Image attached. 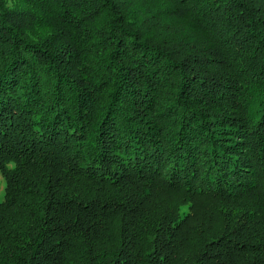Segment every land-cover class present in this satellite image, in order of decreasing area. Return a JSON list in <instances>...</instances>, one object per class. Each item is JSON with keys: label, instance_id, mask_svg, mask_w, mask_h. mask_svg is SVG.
<instances>
[{"label": "trees", "instance_id": "1", "mask_svg": "<svg viewBox=\"0 0 264 264\" xmlns=\"http://www.w3.org/2000/svg\"><path fill=\"white\" fill-rule=\"evenodd\" d=\"M0 264H264V0H0Z\"/></svg>", "mask_w": 264, "mask_h": 264}, {"label": "rangeland", "instance_id": "2", "mask_svg": "<svg viewBox=\"0 0 264 264\" xmlns=\"http://www.w3.org/2000/svg\"><path fill=\"white\" fill-rule=\"evenodd\" d=\"M5 186H6V180L3 174L0 171V201L4 199L5 196Z\"/></svg>", "mask_w": 264, "mask_h": 264}]
</instances>
